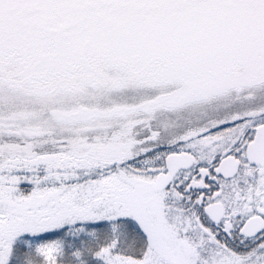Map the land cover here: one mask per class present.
<instances>
[{"label":"snow or ice","instance_id":"6c2138e0","mask_svg":"<svg viewBox=\"0 0 264 264\" xmlns=\"http://www.w3.org/2000/svg\"><path fill=\"white\" fill-rule=\"evenodd\" d=\"M0 264H264V0H0Z\"/></svg>","mask_w":264,"mask_h":264}]
</instances>
